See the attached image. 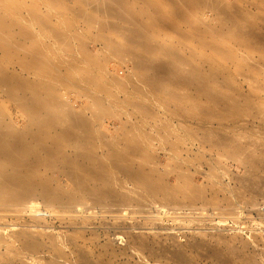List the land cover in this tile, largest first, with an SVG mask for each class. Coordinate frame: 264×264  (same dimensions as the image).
<instances>
[{"label":"rangeland","instance_id":"obj_1","mask_svg":"<svg viewBox=\"0 0 264 264\" xmlns=\"http://www.w3.org/2000/svg\"><path fill=\"white\" fill-rule=\"evenodd\" d=\"M105 4L116 16L103 11ZM127 11L148 34L146 58L166 57V70H140L129 60L141 50L131 23L120 18ZM0 15L14 33L21 23L28 52L43 63L56 60L68 77L65 84L47 82L57 113L33 112L0 88L9 128L34 131L31 119L55 114L71 123L68 112L86 118L100 155L115 141L122 153L141 149L134 168L144 173L147 193L123 208L66 213L42 201L19 212L0 207V264H264V0H0ZM110 22L118 27L109 30ZM2 60L0 51L9 74L39 86L38 73ZM247 114L259 116H237ZM68 123L59 128L77 134ZM53 127L44 128L42 146L54 143ZM208 136V144L223 141L226 153L244 146L245 136L256 141L239 165L211 151ZM139 159L147 162L140 166ZM59 174L51 173L53 182L72 191ZM112 179L124 191L137 180Z\"/></svg>","mask_w":264,"mask_h":264},{"label":"bare ground","instance_id":"obj_2","mask_svg":"<svg viewBox=\"0 0 264 264\" xmlns=\"http://www.w3.org/2000/svg\"><path fill=\"white\" fill-rule=\"evenodd\" d=\"M223 10L226 11L224 8ZM223 10L220 11L221 15ZM103 11L107 12L110 16H116V13L112 10V6L110 4H105ZM226 17L229 18L228 15L225 16V19ZM95 18L94 20L92 17L89 19L92 20V22H96ZM120 18L127 20L129 24L131 23L132 27L128 30L131 33L136 34V46L139 48V50H141L137 53L131 52V55L128 57L135 67L140 70H143L144 68H148V70L153 71L158 69L166 70L169 63L166 57H164L163 60H160L159 63H156L155 61L151 62V60L146 58L144 39L148 34L145 30V27H143V25L137 21L134 14L130 11H127V13ZM230 19L228 20L229 22ZM98 23L96 22L95 24H97L96 27L99 29L100 27H98ZM230 23H232V19ZM100 24L102 26V23ZM13 25L10 23V21L7 22V20H5L2 15H0V51L3 56V64H8L6 66L11 65L13 68H21L26 72L38 73L42 79L40 80L39 86L33 89L31 84L22 79V77L14 73L9 74V72H7L2 65H0V88L2 93L7 97L14 98L20 106L30 109L33 112H40L41 109L44 108L50 112L56 111L53 110L54 107H52V109L49 107L51 105H49L50 99L47 97L49 96V93L47 94L49 88L47 82H62V84H65V82H67L66 80L68 79L66 76L67 71L59 72L58 69L60 68L55 69L57 68L56 66H58L56 60H52V63H43L44 60H41L37 53L28 52L25 49L26 44L23 42V39L28 38L27 32H25V29L20 23L17 25V27H19V32L14 33L12 29ZM14 27L15 26H13V28ZM117 27L118 25L114 24V22H110L108 24L109 30ZM105 30L107 29H104V31ZM102 32L100 31V33ZM255 35L257 34L255 33ZM260 36L262 35L258 34V38H260ZM87 61H91V59L88 58ZM105 91L108 93L111 90L108 91L107 89ZM210 92L212 94H210ZM210 92L207 94H210L212 98L219 97V99L226 100L225 97L223 98L221 95H214L215 93L212 91ZM95 99L98 101L97 98ZM229 105L234 108H238L235 106V103L233 104L232 102H229ZM67 111L65 110L64 113H67ZM50 112L48 115H50ZM51 114L53 115V113ZM67 114L66 115L69 116L70 119L69 117L66 118L71 120V123L68 120H64L63 118H58V114H55L52 116V118L57 115L58 120L55 117L57 120L56 122H58L59 119H62L61 122L63 120L65 122L68 121L71 128L72 126L73 128H78L77 134L71 132L74 131L73 129L71 131H67V127L65 129L59 128L61 124L60 122H58L60 123L59 126L56 127V122H54L55 119L51 120L52 118H50V120L48 119L40 122L37 118H33L31 121L33 124H36L34 125L37 126L36 128L38 129L33 131L30 128V131L27 129L26 132L24 131L21 133L9 128V121L7 123V121L4 119L5 116L3 115V106L0 104V207H13L17 210L16 212H19V207H26L27 205L32 206L33 204H37V201H42L45 207L60 209L66 213L76 210V208L79 206L84 207L85 210H101V208L105 209V207L108 208V206L112 207L113 205L116 206L118 204H120V206H122L121 204H124L126 207L125 204H127L131 199L142 197L147 194L143 192V190H145L144 173L134 168V163L136 162L135 159L138 160L141 149L137 146L128 150L127 152L122 153L118 150V147H116V141H109L110 144L112 142L115 143V147H113V144L112 147H110L111 145L108 144L110 145L108 147L106 146L107 144L104 143L106 146L104 149H108H105L107 152L103 151V155H100V147H98L99 145L97 146L95 144L94 139L96 138L93 137V129L91 130L90 126L92 122L89 123L90 120L88 121L86 118L81 116L79 117L78 115V117L76 115V117L74 115L73 117L70 112ZM237 116L254 119L259 115L247 114ZM65 122H63V124H65L64 127L66 126V123H68ZM69 123L67 125H69ZM47 127H53L54 143L44 147L41 145L40 139L41 135L46 136L44 128L47 130ZM98 136L101 139L100 135ZM11 137L14 138L15 141H11ZM77 137L78 139L81 138L79 140H82V143L79 140L77 141ZM209 139L210 136L206 137L205 142L207 143ZM255 141L256 137L245 136L244 146L232 145L230 147L231 150H233V153L224 152L223 141H218L215 143L211 142V144L207 143V145L210 147V149H212L211 151H213L214 148L217 149L216 154L219 158L223 157L228 161L231 160L238 163L239 165H244L245 159H247V155L250 152L248 147L253 145ZM77 144L81 145V147L76 148ZM204 153L205 152L201 154L204 156ZM152 160V158L149 159V161ZM211 161L212 159L210 158L208 162ZM146 162L147 161L144 162V160L139 159L140 166H143ZM55 171L60 173V176L66 177L71 182L73 186L72 191L64 192L62 186L53 182L51 173H55ZM113 175H120L121 177H124L127 181H129L128 183L131 182L132 177L137 180L132 181L134 182V187L133 189L130 188L131 191L130 189L124 191L126 187L123 190L118 189L119 184L117 185L113 182ZM102 185H107V187L97 188V186ZM121 185L126 186L124 182H121ZM153 194L154 190L151 195ZM147 196H149V194ZM121 208H123V206ZM27 244L31 245V243L28 241ZM80 253L81 251L79 254ZM178 253L180 256V252ZM81 254L79 256H82ZM82 259H84V257ZM86 262L89 261L87 260ZM184 263L186 264L187 262Z\"/></svg>","mask_w":264,"mask_h":264}]
</instances>
